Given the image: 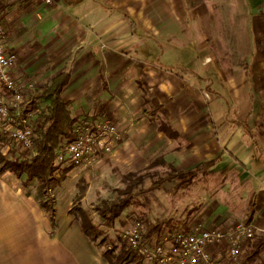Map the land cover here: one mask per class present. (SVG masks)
Wrapping results in <instances>:
<instances>
[{
  "label": "crops",
  "instance_id": "obj_1",
  "mask_svg": "<svg viewBox=\"0 0 264 264\" xmlns=\"http://www.w3.org/2000/svg\"><path fill=\"white\" fill-rule=\"evenodd\" d=\"M56 1L49 7L36 0H3L8 49L18 57L17 78L36 90L70 68L73 79L63 99L77 122L110 118L120 130L121 140L103 161L110 157L139 172L163 158L177 171H187L221 156L208 180L226 175V167L240 177H256L248 202L255 197L251 224L264 236V136H253L255 126L240 119L252 111L254 86L260 84L256 70L264 66V0ZM240 5L245 8L238 23H231ZM205 20L207 40L200 46ZM240 48L255 54L251 65ZM205 61L212 70L207 75L200 72ZM201 111L212 123L201 124ZM162 123L179 138L159 132ZM175 182L170 195L180 193L182 185ZM54 206L58 227L53 230L34 194L27 196L14 178L0 177V264H108L71 208ZM247 209L240 221L233 222L228 212L212 225L210 215L174 225L170 219L164 225L149 220L143 234L147 224L160 226L152 241L198 225L230 230L245 221Z\"/></svg>",
  "mask_w": 264,
  "mask_h": 264
},
{
  "label": "trees",
  "instance_id": "obj_2",
  "mask_svg": "<svg viewBox=\"0 0 264 264\" xmlns=\"http://www.w3.org/2000/svg\"><path fill=\"white\" fill-rule=\"evenodd\" d=\"M72 79L71 69L68 68L29 95L26 105L33 104L34 108L32 111L39 104H45L43 110L31 117L32 130L35 135L32 148L20 150L14 146L9 147L10 141L7 135L0 131V177L4 178L6 175H10L19 180L26 177V182L36 181L34 199L40 208L50 215L53 230L58 225L51 191L54 185L61 184L66 179L67 173L73 168L70 166L61 169L62 165L56 164L57 155L77 135L75 127L78 123V118L73 116L70 104L63 99V94L70 86ZM11 112L14 114V111ZM29 112L28 109H23V116H27ZM159 132L171 140H176L180 136L167 123L160 125ZM221 159L222 157L219 156L204 162L193 170L177 171L173 165L166 163L163 158H158L149 167L167 166L170 172L166 176L156 180L150 186L144 187L141 185L143 182L142 175L129 173L123 178V181L130 182L129 185H131L132 180L138 177L137 182H135L137 189L130 186L125 189H118V198L111 201H103L92 209H85L81 205L89 190V184L81 179L78 183V194L75 198L76 204L73 206L71 213L79 221L84 235L91 242L98 245L99 239H101L100 241L105 239L106 230L115 229L118 223L121 228L127 226L129 220L124 218V214L134 200L145 194L155 192L166 182L179 181V185L189 184L198 176L207 174ZM25 193L27 196H33L31 192ZM255 210L256 199L253 197L249 202L244 223H252ZM95 214L101 218L102 222L100 224L95 222ZM148 225H145L149 228L148 232L143 234V240L152 241L153 232L159 231L160 226L157 224ZM118 239V242H113L107 249L101 250L102 256L108 264H146L137 251L123 241L121 236ZM263 252L264 236L254 233L245 254L246 261L253 263V261L261 257Z\"/></svg>",
  "mask_w": 264,
  "mask_h": 264
},
{
  "label": "rangeland",
  "instance_id": "obj_3",
  "mask_svg": "<svg viewBox=\"0 0 264 264\" xmlns=\"http://www.w3.org/2000/svg\"><path fill=\"white\" fill-rule=\"evenodd\" d=\"M234 1L236 2V0H231L230 2ZM239 2H241V0H239ZM243 7L245 8V6H237V8L231 13L233 21L231 23H238L239 15L242 13ZM201 9V11H203L205 7ZM248 11L250 10L248 9ZM206 29V20L201 21V37H199L200 46L206 43ZM240 50L243 55L249 57H247V65H251L252 60L250 59L253 58L255 54L248 52L249 48H240ZM254 50L257 51L258 48H254ZM208 65L209 64L206 61L204 65H201V74L207 75L208 71H212L208 68ZM262 65H264V60ZM232 71L242 72L243 70L235 68L232 69ZM247 71H249L248 68ZM256 71L258 76L255 80L260 83L258 86H254V88H257L258 90L256 95H254L256 100L253 101L250 115L246 118H240L245 125L255 126L254 131H256L252 134L255 137H257V135L259 136V134L264 136V66L258 68ZM32 106L34 107V105ZM33 107L30 106L31 109ZM38 107L40 110H43L45 106L39 104ZM225 117L229 119L230 114L227 113V116ZM200 121L201 124L212 123V120L207 114H203V111H201ZM150 165L139 172H130L129 165L117 164L113 162L110 157L106 161H101L93 166L75 163L73 165L71 163L65 164L61 169L70 166L73 168L67 173L66 179L61 184H56L52 188L51 196L54 200V205H56L59 211L70 208L72 210L73 206L76 204L75 198L78 194V183L81 179L89 184L86 198L83 199L81 205L85 209H92L95 206L100 205L103 201H111L118 198V189H125L129 186L135 188V182H137L138 177L132 180L131 185H129L130 182L123 181V178L129 173L142 175L143 182L141 185L148 187L153 182L163 178L168 172H170V169L167 166L160 165L150 168ZM226 169V175L217 174L215 178L212 177V180H208L207 174L198 176V178L193 180L194 183L198 184V187L196 188L192 186L190 187V184H181L182 187H180V193L178 195H170L168 190L171 187L170 184L176 182H166L155 192L145 194L134 200L124 214V218L129 221L133 218H138L143 221L142 223L149 220L159 221L163 225L165 221L170 219L172 225H174L175 223L177 224L180 219L187 218L192 221L198 216L204 218L210 215L213 217H210L207 222H210V225H212L217 221L222 222L229 212L230 218L233 222L240 221L242 217L245 216L246 207L250 202H248L250 194L258 180L256 177L250 178V175L248 174L240 177L239 174L237 175V173L231 168L226 167L224 170ZM7 176L11 177L10 175ZM14 180L19 189L24 193L31 192L32 194H35L37 186L36 181L26 182V177H23L20 180L14 178ZM208 184L210 185L208 186ZM137 188L138 187H136V189ZM186 188L189 189L185 190L184 194H181V191ZM94 219L98 224L102 222L101 218L96 214L94 215ZM124 228H121V225L118 223L115 229L106 230L105 239L102 241H100L101 239L98 240V249H107L113 242H118V238L121 236ZM263 257L264 252L261 257L258 260L253 261L252 264H264Z\"/></svg>",
  "mask_w": 264,
  "mask_h": 264
},
{
  "label": "built area",
  "instance_id": "obj_4",
  "mask_svg": "<svg viewBox=\"0 0 264 264\" xmlns=\"http://www.w3.org/2000/svg\"><path fill=\"white\" fill-rule=\"evenodd\" d=\"M36 1L49 7L57 4L56 0ZM2 5L3 0H0V131L7 135L9 147L27 150L35 140L31 117L40 112V108L32 111L30 104L26 105L35 85L15 75L18 57L8 49ZM23 109L30 111L25 117ZM75 132L76 138L57 155V165L93 166L110 156L121 140L120 130L110 118L100 121L85 118L76 124ZM143 233L142 221L133 218L122 230L121 238L146 264H251L245 254L255 233L252 224L241 222L230 230L198 225L191 230H177L157 241L143 240Z\"/></svg>",
  "mask_w": 264,
  "mask_h": 264
}]
</instances>
